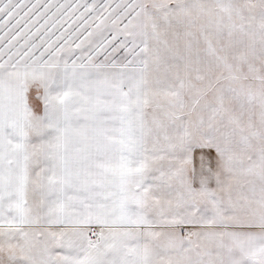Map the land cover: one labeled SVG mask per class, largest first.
Here are the masks:
<instances>
[{"label": "snow or ice", "instance_id": "1", "mask_svg": "<svg viewBox=\"0 0 264 264\" xmlns=\"http://www.w3.org/2000/svg\"><path fill=\"white\" fill-rule=\"evenodd\" d=\"M0 264H264V0H0Z\"/></svg>", "mask_w": 264, "mask_h": 264}]
</instances>
